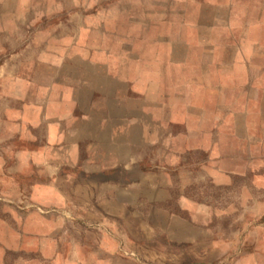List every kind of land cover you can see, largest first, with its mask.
Instances as JSON below:
<instances>
[{"label":"crops","instance_id":"1","mask_svg":"<svg viewBox=\"0 0 264 264\" xmlns=\"http://www.w3.org/2000/svg\"><path fill=\"white\" fill-rule=\"evenodd\" d=\"M204 3L206 13L197 15L195 0L182 17L179 6L157 5L148 11L151 21H138L140 33L132 16L129 28L101 32L96 46L91 39L78 40L77 52L60 63L69 62L71 68L58 70V76L46 70L45 82H34L28 112L26 99L16 105L21 112L13 121V139L24 145L0 149V174L5 175L0 176V264H8V254L22 251L29 256L25 264L55 263L54 255L37 258L42 249L33 246L34 238L53 233L54 220L33 213V205L52 204L54 184L64 204L77 206L81 223L104 227L108 244L98 246L104 257L119 253L130 261L136 254L148 260L149 253L158 264L187 263L182 241L193 246L200 231L182 214V204H195L190 197L182 202V176L192 172L185 152L204 147L208 157L213 150L223 156L217 152L219 141L236 140L243 148L250 142V156L264 157V0ZM215 30L227 34L217 36ZM209 171L230 173L220 165ZM35 180L53 198L9 196L10 188L32 189ZM140 198L149 210L164 206L153 210L157 217L149 212L138 219L146 230L157 220L166 245L148 244L128 230V222L136 221L128 205ZM8 201L20 208H7ZM170 203H177V212ZM106 205L125 206L123 215L109 212ZM22 208L27 209L24 216ZM118 222L126 225L119 227L124 244L117 240ZM255 239L258 247L264 245V224L257 226ZM74 248L69 264H86L85 248ZM194 249L195 264L212 263L202 256L199 260L202 249ZM204 250L208 254L207 245ZM245 254L243 248L238 259ZM93 260L109 264L100 255Z\"/></svg>","mask_w":264,"mask_h":264},{"label":"rangeland","instance_id":"2","mask_svg":"<svg viewBox=\"0 0 264 264\" xmlns=\"http://www.w3.org/2000/svg\"><path fill=\"white\" fill-rule=\"evenodd\" d=\"M194 1L0 0V149L4 148L8 152L13 145L17 147L24 145L22 140L15 142L13 139L17 132L13 121L17 113L21 112L15 109L16 105L26 99L28 112V99L33 98L34 82H45L46 70H54L52 75L58 76L56 75L58 70L71 68L69 62L63 65L60 63L65 55L77 52L78 40L87 38L90 43L89 39H91L92 45L96 46L101 32L129 28L126 27V23L132 16L137 22L135 27L140 33L142 28L138 21L144 19L151 21V13L148 11L157 8V5L179 6L182 17L186 6H193ZM196 1L197 15L206 13L204 0ZM217 9L215 8L213 12L221 17ZM235 12L238 15L237 9ZM232 31L234 35L239 34L238 30ZM226 34L227 30L222 32L215 30L217 36ZM43 91L44 88H38V93ZM247 143V148H243L236 140L219 141L221 145H218L217 152L223 156H217L213 150V156L208 157L204 147L185 152L183 159L187 165L190 164L192 172L182 176V202L188 201L184 197H190L192 201L195 200V204H182V214L183 217L189 216L192 219L190 223L200 232L202 231L197 233V241L192 243L193 246L182 238V253L187 261L186 264H195L194 248L196 247L199 252L202 249L201 253H197L198 258L202 256L204 260L212 261L211 264H264V245L258 247L255 243L257 226L264 224V157L250 156V142ZM254 151L259 152L260 149ZM211 165L223 166L230 169V173L211 174L209 171ZM171 174L177 184L179 176L174 172ZM0 176L5 177L3 174ZM36 183L35 180L33 186L37 188L12 187L7 192L9 196L23 200L25 196L31 195L38 199L40 197L46 199L47 196L53 198L52 193L46 195L45 190L39 189ZM54 187L58 188L55 184ZM56 188H54L52 204L33 205V213L34 210H38L41 215L51 216L54 220L52 234L47 233L33 239V246L37 245L42 249L36 252L37 258L54 255L55 263L48 264H69L67 257L73 254L71 251L75 249L74 247L80 245L85 248L83 260L85 259L86 264H93L95 261L93 258L98 255L101 256L103 263L109 264H158L155 254L152 258L149 253L148 256L145 255L149 257L148 260H143L136 254L130 255L134 257L130 261L119 253L118 257L112 255L104 257L103 251L98 249L99 245L108 244L102 235L104 227L81 223L77 206L64 204L65 198L59 191L61 189ZM140 200L141 198L132 206L128 205L133 209L136 220L133 224L128 222V230H131L137 239L144 240L148 244L166 245L165 233L161 228L155 227L157 220L151 221L150 228L146 230L142 227L145 223L138 219L148 216L149 212H152V217H157L153 210L156 211L164 206L155 205L149 210V206ZM8 202L10 206L7 208H20L14 201ZM105 207L109 212H119V215H123L122 209L125 206L106 205ZM169 207L176 212L178 210L177 203H170ZM26 210L20 209L22 216L27 214ZM85 212L87 214L88 210L86 209ZM6 213L9 211L7 210ZM120 225L126 226L123 222H118L117 240H122L124 244L126 237L119 229ZM107 227L108 224L105 225V228ZM194 235L196 234L192 236ZM206 245L208 254L204 250ZM243 248L246 252L245 257L238 259ZM52 250L54 254L51 253ZM25 259H29V256L23 251L18 254L12 252L7 256V263L17 261V264H25Z\"/></svg>","mask_w":264,"mask_h":264}]
</instances>
